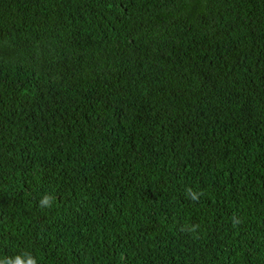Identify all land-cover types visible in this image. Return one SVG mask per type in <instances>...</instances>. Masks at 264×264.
Masks as SVG:
<instances>
[{
  "label": "trees",
  "instance_id": "obj_1",
  "mask_svg": "<svg viewBox=\"0 0 264 264\" xmlns=\"http://www.w3.org/2000/svg\"><path fill=\"white\" fill-rule=\"evenodd\" d=\"M29 254L264 264V0H0V261Z\"/></svg>",
  "mask_w": 264,
  "mask_h": 264
},
{
  "label": "clouds",
  "instance_id": "obj_2",
  "mask_svg": "<svg viewBox=\"0 0 264 264\" xmlns=\"http://www.w3.org/2000/svg\"><path fill=\"white\" fill-rule=\"evenodd\" d=\"M186 193L193 201H198L200 195L202 193H196L193 192L191 188L186 189ZM40 205L43 206H50L49 197L45 196L41 201ZM194 230V229H193ZM0 264H37V261L34 257H32L30 254L27 256V259L22 258L21 256H16L14 259L12 258H6L2 261H0Z\"/></svg>",
  "mask_w": 264,
  "mask_h": 264
}]
</instances>
